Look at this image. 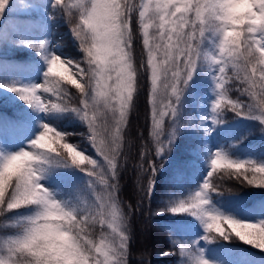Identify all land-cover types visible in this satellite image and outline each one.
I'll list each match as a JSON object with an SVG mask.
<instances>
[{
  "label": "snow or ice",
  "instance_id": "obj_1",
  "mask_svg": "<svg viewBox=\"0 0 264 264\" xmlns=\"http://www.w3.org/2000/svg\"><path fill=\"white\" fill-rule=\"evenodd\" d=\"M7 4L8 0H0V14ZM54 7L70 18L72 9L78 10L79 22L71 31L79 41L84 61L50 53L44 57L48 68L42 84L11 86L9 90L42 112L78 114L88 126V140L105 163L101 165L80 146L68 142L72 134L47 123L29 148L0 153V216L25 207L34 210L31 216L21 218L30 225L27 232L3 240L0 264H127L128 214L121 209L117 192L122 133L137 92L132 13L138 10L146 70L150 72L151 142L155 144V155L161 157L170 150L182 127L180 102L204 61L215 82L213 123H224V111L230 108L238 116L264 124V21L253 19L264 14V9L253 0H140L138 4L130 0H77L75 4L54 0ZM209 36L216 38L215 53L204 47ZM46 43L40 44L38 50L45 49ZM85 61L86 67H82ZM229 69L232 76L228 75ZM233 79L247 85L240 91L253 103L228 98L226 86ZM65 82L79 90V107L69 106L70 93ZM166 117L172 120L168 133L164 129ZM142 159L138 183L140 192L150 199L155 176L164 162L149 163L143 156ZM57 167H76L85 172L92 178L89 187L95 199H83L74 206L56 199L42 180ZM219 168L235 180L264 187V163L233 159L226 151L217 150L200 190L159 211L197 217L207 233L203 239L209 242L236 237L264 250V221L239 220L211 206L210 193L220 192L212 182ZM98 185L102 191H97ZM7 189L11 191L6 195ZM97 223L101 229L106 225L111 233L102 232L99 240L92 238L89 226ZM185 250L180 245L181 253ZM161 255L171 253L162 251ZM194 264L209 262L196 256Z\"/></svg>",
  "mask_w": 264,
  "mask_h": 264
},
{
  "label": "trees",
  "instance_id": "obj_2",
  "mask_svg": "<svg viewBox=\"0 0 264 264\" xmlns=\"http://www.w3.org/2000/svg\"><path fill=\"white\" fill-rule=\"evenodd\" d=\"M130 2L138 4L140 0ZM67 3L75 4L77 0H67ZM72 12L71 18L62 14L54 7V0H8L4 12L0 14V86L5 83L9 88L21 86L36 70L39 71L40 62L49 54L46 48L50 39L55 40L61 51L72 56L74 61H84L79 41H75L70 31L79 22L78 10L73 8ZM131 27L137 67V92L122 133V167L117 192L120 207L128 214L130 239L127 264H194L193 253L200 242L205 243L207 251L221 264H264V250L236 237L229 240L217 238L209 242L203 239L207 233L204 224L197 217L188 213L159 211L169 209L181 199L186 200L199 191L211 170L212 154L205 144L206 129L199 123L198 111L204 105L206 95L215 90V82L208 62H202L180 102L179 120L182 127L178 129L170 150L157 157L155 144L151 142L150 72L146 70V51L143 48L138 10L132 13ZM215 39L214 36H209L205 41L204 47L209 53H212ZM45 42L46 48L38 50L39 45ZM33 62L37 63L35 69L26 74L25 68ZM81 66L86 67V61ZM228 75H233L231 69L228 70ZM64 86L70 93L69 106L79 107V90L67 82ZM226 87L229 89V99L245 104L253 103L247 94H241L240 90L247 87L242 81L233 79ZM0 111L5 117L12 118H6L7 124L31 122L37 127L47 123L63 133H70L72 135L68 137V142L80 146L82 151L101 165L105 163L87 138L89 130L86 122L76 113L42 112L9 89L0 95ZM222 119L224 124L230 125L221 134H217L222 150L231 157L250 152L253 158L249 160L264 162V131L261 130L264 124L238 116L230 108L225 109ZM1 140L3 137L0 133ZM2 146L0 142V147ZM142 156L149 163L159 164L160 160L164 162L155 176V188L150 199L140 192L138 183V166L144 163ZM45 176L56 185L58 191L65 194L63 202H68L69 206L79 205L83 199H95L93 190L89 187L92 178L76 167H57ZM212 182L220 191L210 193L213 208L239 220L258 218L259 221H264V187H253L235 180L223 168L214 173ZM10 191L11 189H7L6 195ZM97 191H102V187L98 185ZM33 211L32 208L25 207L0 216V254L4 251L3 240L21 234V218L31 216ZM144 225L148 228L145 230V239H141V227ZM106 230V225L101 229L98 223L89 226L92 238L96 240ZM180 245L185 246L184 253H181ZM162 251L170 252L171 255H161Z\"/></svg>",
  "mask_w": 264,
  "mask_h": 264
},
{
  "label": "rangeland",
  "instance_id": "obj_3",
  "mask_svg": "<svg viewBox=\"0 0 264 264\" xmlns=\"http://www.w3.org/2000/svg\"><path fill=\"white\" fill-rule=\"evenodd\" d=\"M64 2L67 3V0H64ZM32 26L34 28V23ZM71 33H72V31H71ZM72 35H73L75 41H77L78 39L74 36L73 33H72ZM216 42L217 41L215 39L213 53H215V51H216ZM48 49H49L50 53H54V54L61 56L63 58H66V59L72 58V56H70V55H67L65 53L63 54L62 52H59L60 45L52 39H50V41L48 43ZM36 64H37L36 62L28 64L27 67L25 68L27 70L26 74H27V72L30 73L32 70H34ZM47 68H48V63H47L46 59H44L40 62V70L38 72L34 73L32 75V77L27 81L30 84H27V82L25 81V82H22L21 86L22 87H31L32 86L31 82L34 83V85L42 84L46 78L45 73L47 72ZM66 75H68V73ZM212 77H213V74H212ZM76 79L80 80V77H76ZM191 81H192V79H191ZM80 82H83V81L81 80ZM187 87L184 90L183 97L185 96ZM8 89H9L8 84L5 83V85H1L0 86V95H3L6 92H8ZM45 95H47V94H45ZM215 99H216V90H214L213 92L210 91L206 97V101L204 102V105H201V107L198 111L199 123L204 126V129H206V131H205V133H206L205 144L207 147H209L207 150L210 153H214L217 150H222V146L216 142L218 139L217 134H221L225 128L230 126V125H226L224 123H222V124L213 123V121L211 119V117L214 115V113L212 112V103L214 102ZM107 115H108L109 123L111 124V114L108 113ZM6 118L12 119L10 117H5L4 113L2 111H0V133H1V137H3V140L0 141L3 144V146L0 147V153L7 154V153H12V152H17L21 149L29 148L30 142L33 139H35L39 135V133L42 131V125L35 127L34 123H31V122H27V123L22 122L21 124H18V125L10 124V123L7 124ZM98 123H99V121H98ZM171 125H172L171 117H166L164 120V129H165L166 133L171 131ZM251 157L253 158V154L248 152V153H241L237 157H232V158L238 159V160H249V159H251ZM100 158L103 160L102 157H100ZM260 163H264V162L262 161ZM42 183L53 193V195L55 196L56 199L63 202L64 194L62 192L58 191L56 189V185L51 183V181H49V179L46 176H44ZM244 221L260 222L258 218H249L248 220H244ZM147 228H148L147 225H144L141 227V235H140L141 239H145V237H146L145 236V230ZM110 233H111V230L107 228L105 235H108ZM115 242L118 243L119 242L118 239H116ZM196 256H200V257L206 259L209 262V264H221L217 260L216 257L212 256L207 251V248H206L204 242H200L197 250L193 253V259L194 260H195Z\"/></svg>",
  "mask_w": 264,
  "mask_h": 264
},
{
  "label": "clouds",
  "instance_id": "obj_4",
  "mask_svg": "<svg viewBox=\"0 0 264 264\" xmlns=\"http://www.w3.org/2000/svg\"><path fill=\"white\" fill-rule=\"evenodd\" d=\"M227 2H232V0H227ZM254 3H257L260 5V9H264V0H253ZM260 9H256L257 12H260ZM253 19H260L264 21V14H261L259 17L253 16ZM59 57H57L58 59ZM64 71H70L69 69H64ZM76 155H82V153H75ZM16 223V222H14ZM241 227H251L250 225H241ZM30 229V225L28 223L22 222L19 225V231L20 232H27ZM20 264H23V261L20 262Z\"/></svg>",
  "mask_w": 264,
  "mask_h": 264
},
{
  "label": "bare ground",
  "instance_id": "obj_5",
  "mask_svg": "<svg viewBox=\"0 0 264 264\" xmlns=\"http://www.w3.org/2000/svg\"><path fill=\"white\" fill-rule=\"evenodd\" d=\"M70 59H72V58H70Z\"/></svg>",
  "mask_w": 264,
  "mask_h": 264
}]
</instances>
